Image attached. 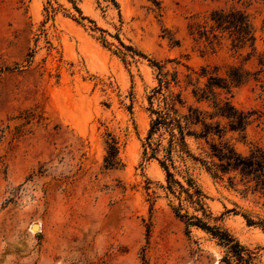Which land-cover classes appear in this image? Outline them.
Here are the masks:
<instances>
[{"label": "rangeland", "instance_id": "374dc122", "mask_svg": "<svg viewBox=\"0 0 264 264\" xmlns=\"http://www.w3.org/2000/svg\"><path fill=\"white\" fill-rule=\"evenodd\" d=\"M231 6L256 30L250 60V50L232 49L225 34L211 51L190 32L195 21L209 30V14ZM263 53L264 0H0V264H227L216 239L174 216L164 172L142 158L148 96L158 86L150 61L177 72L174 91L187 105L212 113L210 102L191 94L206 82L196 81L201 69L218 77L229 66L255 72ZM258 78L230 93L216 90L218 100L249 113V123L241 138L217 118L221 138L208 143L227 141L242 156L264 150ZM108 134L119 148L115 168L104 163ZM188 143L205 163L187 167L212 224L264 264V231L242 217L264 222V197L237 173L212 178L206 142Z\"/></svg>", "mask_w": 264, "mask_h": 264}, {"label": "trees", "instance_id": "16d2710c", "mask_svg": "<svg viewBox=\"0 0 264 264\" xmlns=\"http://www.w3.org/2000/svg\"><path fill=\"white\" fill-rule=\"evenodd\" d=\"M242 4H251L263 0H224ZM212 23L209 30L195 21L190 24L192 35L208 40L209 49L214 51L224 38L230 41L234 50L249 49L246 60H250L257 53L256 30L244 11L231 6L227 9H216L208 18ZM127 50L132 48L122 46ZM141 57L144 54L137 52ZM257 70L250 72L242 67L229 66L226 77L207 74L206 68L201 69L200 77L206 78L203 86H196L191 91L197 101L210 102L213 112L208 113L198 107L187 105L177 79V72L170 74L164 71V67L156 61H150L151 66L157 70L158 86L148 96L150 108V124L142 145V158L157 161L165 175L168 195L177 202L171 205L174 216L181 221L186 229L194 227L200 229L218 241V245L226 249L230 258H226L227 264H256L255 256L241 246L226 230H222L216 224H212L214 218L209 212L204 200L205 194L196 182L188 175L187 162H201L191 151L188 140H204L208 145L212 162L206 166V171L212 178H221L226 174L237 173L242 180L253 185V190L260 192L264 197V150L254 148L249 155L242 156L227 141L220 143H208L209 136H218L223 129L217 118L228 121L229 131L238 132L244 138V131L249 123V113L235 108L229 99H217L216 90H224L230 93L233 88L247 82L251 77L264 79V53L259 54ZM216 69V67H215ZM257 77V78H256ZM187 84L192 82L187 75ZM153 100L157 107L153 108ZM208 120V122H207ZM106 155L104 163L106 168H115L119 165L117 141L108 134ZM202 165L204 162H201ZM205 165V163H204ZM182 177L183 182L175 178ZM193 209L190 214L188 209ZM248 226H259L264 231V222H253L242 214ZM232 259V260H231Z\"/></svg>", "mask_w": 264, "mask_h": 264}, {"label": "water", "instance_id": "95a60500", "mask_svg": "<svg viewBox=\"0 0 264 264\" xmlns=\"http://www.w3.org/2000/svg\"><path fill=\"white\" fill-rule=\"evenodd\" d=\"M40 228V227H39ZM32 230H34V231H39L40 229H38V225L37 224H33L32 225Z\"/></svg>", "mask_w": 264, "mask_h": 264}, {"label": "bare ground", "instance_id": "6f19581e", "mask_svg": "<svg viewBox=\"0 0 264 264\" xmlns=\"http://www.w3.org/2000/svg\"><path fill=\"white\" fill-rule=\"evenodd\" d=\"M39 227H40V226L38 225V229H40Z\"/></svg>", "mask_w": 264, "mask_h": 264}]
</instances>
